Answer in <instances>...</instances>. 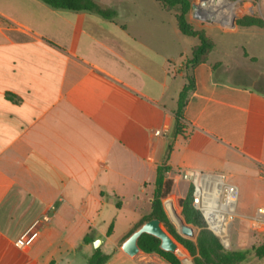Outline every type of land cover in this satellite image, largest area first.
Segmentation results:
<instances>
[{
	"label": "crops",
	"instance_id": "1",
	"mask_svg": "<svg viewBox=\"0 0 264 264\" xmlns=\"http://www.w3.org/2000/svg\"><path fill=\"white\" fill-rule=\"evenodd\" d=\"M95 1L116 15L0 0V264H88L96 240L106 264H169L121 248L151 213L159 166L168 205L188 196L193 172L235 185L237 215L264 208V89L216 77L214 51L186 69L199 43L157 0Z\"/></svg>",
	"mask_w": 264,
	"mask_h": 264
},
{
	"label": "rangeland",
	"instance_id": "2",
	"mask_svg": "<svg viewBox=\"0 0 264 264\" xmlns=\"http://www.w3.org/2000/svg\"><path fill=\"white\" fill-rule=\"evenodd\" d=\"M147 1L150 3L152 0ZM213 1L189 0L190 11L187 20L195 31L203 33L214 44L215 76L226 81L264 89V81L261 84L262 79L259 78L264 77V0H218L217 5ZM209 4H212L214 13L207 8ZM199 6L201 10L198 9ZM172 11L177 14L178 9L174 8ZM163 13L171 20L173 30L175 15L172 12ZM187 39L200 44L198 37ZM177 200L174 204H167L165 209L167 216L178 235L196 242L205 228L203 224L188 223L182 208L176 205ZM252 217L253 215L236 214L227 240L222 242L218 239L224 252L244 254L245 258L239 264H248L253 259L264 258L258 257L255 250L262 247L264 237L252 226ZM183 224L191 225L195 234L183 235L181 232ZM172 236L176 241L174 235ZM178 244L179 248L186 252L185 256L181 251L175 253L181 263L186 264V260L188 264H194L193 256L179 242Z\"/></svg>",
	"mask_w": 264,
	"mask_h": 264
},
{
	"label": "trees",
	"instance_id": "3",
	"mask_svg": "<svg viewBox=\"0 0 264 264\" xmlns=\"http://www.w3.org/2000/svg\"><path fill=\"white\" fill-rule=\"evenodd\" d=\"M45 4L55 9H67L73 11H90L104 18L111 19L116 15V11L111 7L98 3L95 0H41ZM162 8L167 12H173L172 9H178L176 21L182 34L189 37H198L200 44L193 48L192 56L186 62V69L199 63L206 62L210 53L214 50V44L201 32L195 31L188 23L187 15L190 11L189 0H157ZM194 83L191 76L188 75V83L180 92L178 98V108L176 111V121L174 134H178L182 129L183 110L189 93L193 90ZM9 97V96H8ZM171 150L169 147L168 152ZM168 166H159L157 169V178L155 182L154 196L151 200V213L144 217L137 225L139 228L144 222L153 218L162 221L167 231L174 235L176 240L193 256L194 264H239L244 260V254L240 252H227L221 250L219 241L216 236L211 234L204 225L200 212L193 206V187H190V193L187 197L178 199L176 205L182 208L185 218L191 224H203L204 230L198 236L196 242L183 238L178 235L171 224L165 211L168 204V197L172 190V182L166 178ZM178 213V212H177ZM137 230V229H136ZM112 233V226L107 234ZM93 237L87 234L84 242H92ZM160 240L152 235L143 234L138 241L140 250L148 254H158L169 264H182L181 260L173 253L161 249ZM258 257L264 256V244L262 247L255 249ZM110 255L97 248L94 254L89 258L88 264H106Z\"/></svg>",
	"mask_w": 264,
	"mask_h": 264
},
{
	"label": "built area",
	"instance_id": "4",
	"mask_svg": "<svg viewBox=\"0 0 264 264\" xmlns=\"http://www.w3.org/2000/svg\"><path fill=\"white\" fill-rule=\"evenodd\" d=\"M155 134L162 135V131L157 130ZM188 177L193 187V206L200 212L205 228L222 242L226 241L235 220L238 188L227 183L225 176L221 174L190 172ZM49 220V215L36 219L16 241V246L22 248L31 245L38 235L37 227ZM251 223L257 231L264 234V208L256 211Z\"/></svg>",
	"mask_w": 264,
	"mask_h": 264
},
{
	"label": "water",
	"instance_id": "5",
	"mask_svg": "<svg viewBox=\"0 0 264 264\" xmlns=\"http://www.w3.org/2000/svg\"><path fill=\"white\" fill-rule=\"evenodd\" d=\"M197 8L196 6H194ZM182 234L185 236H193L194 229L190 225H182ZM143 234L152 235L160 240V247L162 250L175 254L178 252L179 244L176 242L173 236L165 230L162 221L158 218H153L144 222L137 230H135L130 237L122 244V250L129 256L135 257L141 250L138 244L139 238ZM101 241L96 240L94 246L99 247Z\"/></svg>",
	"mask_w": 264,
	"mask_h": 264
},
{
	"label": "bare ground",
	"instance_id": "6",
	"mask_svg": "<svg viewBox=\"0 0 264 264\" xmlns=\"http://www.w3.org/2000/svg\"><path fill=\"white\" fill-rule=\"evenodd\" d=\"M211 2H212V1H211ZM213 2L215 3V5H217L218 0H214ZM207 8H208L209 10H211V13H214V9L212 8V4L207 5ZM198 9L201 10V6H199ZM228 14H229V13H228ZM225 16H226V15H225ZM179 249H180V248H179ZM179 249H178V252L180 251ZM181 249H182V248H181ZM179 254H180V253H179Z\"/></svg>",
	"mask_w": 264,
	"mask_h": 264
}]
</instances>
